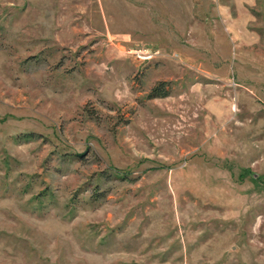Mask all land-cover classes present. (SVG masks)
<instances>
[{"label": "rangeland", "instance_id": "obj_1", "mask_svg": "<svg viewBox=\"0 0 264 264\" xmlns=\"http://www.w3.org/2000/svg\"><path fill=\"white\" fill-rule=\"evenodd\" d=\"M0 264H264V0H0Z\"/></svg>", "mask_w": 264, "mask_h": 264}, {"label": "built area", "instance_id": "obj_2", "mask_svg": "<svg viewBox=\"0 0 264 264\" xmlns=\"http://www.w3.org/2000/svg\"><path fill=\"white\" fill-rule=\"evenodd\" d=\"M132 52L135 54V56L139 59H149L154 55V52L148 48H136L132 49Z\"/></svg>", "mask_w": 264, "mask_h": 264}, {"label": "trees", "instance_id": "obj_3", "mask_svg": "<svg viewBox=\"0 0 264 264\" xmlns=\"http://www.w3.org/2000/svg\"><path fill=\"white\" fill-rule=\"evenodd\" d=\"M162 83L163 82H159L151 88L152 96H160V95H166L167 94L168 91H167V89L164 88Z\"/></svg>", "mask_w": 264, "mask_h": 264}]
</instances>
